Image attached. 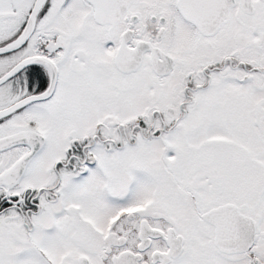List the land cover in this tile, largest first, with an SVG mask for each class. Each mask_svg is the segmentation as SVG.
<instances>
[{
    "label": "snow or ice",
    "instance_id": "1",
    "mask_svg": "<svg viewBox=\"0 0 264 264\" xmlns=\"http://www.w3.org/2000/svg\"><path fill=\"white\" fill-rule=\"evenodd\" d=\"M0 264H264V0H0Z\"/></svg>",
    "mask_w": 264,
    "mask_h": 264
}]
</instances>
